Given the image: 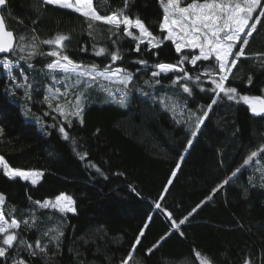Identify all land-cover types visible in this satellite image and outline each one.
Masks as SVG:
<instances>
[{
  "label": "trees",
  "instance_id": "obj_1",
  "mask_svg": "<svg viewBox=\"0 0 264 264\" xmlns=\"http://www.w3.org/2000/svg\"><path fill=\"white\" fill-rule=\"evenodd\" d=\"M94 7L106 15L123 7V0H94ZM126 11L133 18H141L154 34L164 35L159 30L162 10L158 0H130ZM2 14L8 28L17 35L30 34L32 29L41 39L58 32L70 35L66 54L78 63H95L103 69L111 63L110 57L94 55L93 44L97 49L107 47L115 51L118 48L123 59L113 67H126L135 73L124 107L95 88L87 94L83 125L78 120H74L71 128L65 125L75 145L71 139L64 140L57 130L62 120L59 117L53 120L56 113L43 115L49 111L41 103L45 88L63 89L62 85L53 84L46 68L55 58L37 55L29 61L33 68L18 61L19 67L13 69L14 74L22 70L32 85V100L27 104L30 112H26L24 90L16 89L15 94L6 91L7 75L0 74V126L4 127L0 155L13 168L44 172L40 182L33 186L19 178L8 179L0 169V193L6 196L3 207L6 213L11 212L20 220L35 211L39 217L37 226L27 229L22 225L20 229L29 242L34 243L38 236L46 241L42 233L49 228L62 230L59 249L49 246L55 255L48 264H120L145 222L150 226L135 253L143 264H199L195 250L208 256L214 264H243L246 257H251L253 264H261L264 260V181L257 171L260 166L254 159L251 166L242 168L227 184L223 181L232 176L251 151H259L264 146V118L252 115L242 102L237 104L223 98L193 137L195 117L189 120L187 109L178 110L174 117L154 97H172L177 104L187 101L188 108L202 115L200 106L206 109L213 94L201 92L189 82L194 93L189 97L171 86L170 81L177 73L162 75L160 85L149 87L144 81L152 80L153 69H143L133 63L140 58L148 60L149 65L174 63L179 57L171 41H165L152 52L141 45V51L136 52L133 50L136 42L123 37L122 31L123 38L116 45L109 38L111 33L106 25L98 23L93 36H89L84 17L55 6L40 9L39 0H7ZM40 47L44 53L50 50L48 45ZM81 48L87 50L81 51ZM246 53L249 56L264 53V24L253 34ZM10 59L17 61V57ZM206 63L198 62L199 68L185 63L184 68L195 75ZM137 68L141 71L137 72ZM249 75L252 76L250 85ZM229 84L241 94L264 95L261 61L241 58ZM202 85L211 87L206 81ZM37 116L41 117L39 122ZM177 120L183 122L177 123ZM54 123L57 127H50ZM189 139L193 141L190 146ZM84 152L87 157L82 160L78 153ZM259 158L264 163V155ZM90 162L103 175L89 167ZM178 162L180 167L176 169ZM173 169H176L175 177L171 175ZM221 184L223 187L218 188ZM165 185H168L166 192ZM216 188L218 191L213 193ZM61 193L73 198L75 214L61 216L50 209H39L29 200L31 197L32 201H43ZM202 201L205 203L181 225L183 235L171 229V221L162 210L155 208L159 202L178 222ZM166 234L170 235L161 246L146 254ZM29 264H45V261L42 257H33Z\"/></svg>",
  "mask_w": 264,
  "mask_h": 264
},
{
  "label": "snow or ice",
  "instance_id": "obj_2",
  "mask_svg": "<svg viewBox=\"0 0 264 264\" xmlns=\"http://www.w3.org/2000/svg\"><path fill=\"white\" fill-rule=\"evenodd\" d=\"M158 3L162 10V19L159 22V30L164 34L162 36L150 31L149 27L138 16L135 18L129 16L126 9L130 6V0H123V7L116 8L106 15L100 14L94 7V0H39V8L43 9L46 5L55 6L59 9L78 13L85 18L89 36H93L98 23L106 25L109 27L111 33L109 38L114 45L123 37L131 38L136 42L133 49L136 52L141 51V45H145L147 51L152 52L153 49L160 48L165 41H171L179 57L174 63L159 62L149 65L148 60L143 58L134 60L133 63L140 65L143 69L148 67L153 69L151 71L152 80L144 81V84L149 87L160 85L161 79L159 77L162 75L177 73L170 84L181 89L189 97L194 95L189 82L195 84L201 92L213 94L206 109L203 105L200 106L202 115H197L191 108H188L187 101L183 104H177L172 97H154L167 110L171 111L174 117L178 110L184 112L185 109H187L189 120L195 117L196 130L191 133L193 137L198 135L197 130L201 129L214 106L223 98L237 104L242 102L247 105L252 115L264 118V95L241 94L237 87L229 84L234 75V69L237 68L241 58L259 60L261 66L264 67V53H253L251 56L246 53V47L249 45L253 34L258 31L260 25L264 24V0H158ZM6 6L7 0H0V54H3L0 64H2L9 81L6 91H12L15 94L16 89L24 90L26 112L31 111L27 104L32 100L30 91L32 85L22 70L18 74H14L13 69L19 67L18 61H24L28 68H33V64L29 61L37 55L55 58L47 63L46 68L53 84L62 85L63 91L61 88L46 87L41 103L46 104L49 109L43 113L44 116L56 113L57 115L52 117L53 120L56 121L57 117L62 120L58 127L55 123L50 127H57L64 140L71 139L75 145L76 141L70 137L65 125L67 128H71L74 120H78L83 125L86 101L89 98L87 94L93 88L104 92L112 102L122 107L126 106L131 91L129 86L132 84L135 73L126 67H113L117 61L123 59L118 48L115 51H110L107 47L97 49L93 44L94 55L110 57L111 63L105 65L103 69L95 63H78L66 54V42L71 39L70 35L58 32L49 38L41 39L35 29H32L30 34L21 33L17 35L14 30L8 28L6 17L2 14L3 8ZM133 29L136 31L134 32ZM121 31L123 37L120 35ZM42 44L50 46L47 53L42 51L40 47ZM86 50V48H81V51ZM152 54L156 55L157 53L153 52ZM10 57H17V61H13ZM198 62H207L203 64L202 70L198 74L192 75L185 70V63L191 64L194 68H199ZM141 68H137L136 71H141ZM55 72L62 75H52ZM21 79L23 83L20 82ZM202 81H206L211 87H203ZM247 82L249 85L252 83L251 75L248 76ZM113 84L116 85L115 89L110 87ZM261 93H264V88L261 89ZM145 95L149 94L145 93ZM36 119L39 122L41 117L37 116ZM181 122L183 121L177 120V123ZM3 135L4 127L0 126V136ZM192 143L193 141L189 139L188 145L190 146ZM78 155L82 160L87 157L86 152L78 153ZM261 155H264V146L259 151H251L243 159L241 166L232 173V176L224 180L223 184H227L242 168L251 166L254 159L255 164L260 166L257 171L261 172V179L264 181V163L259 158ZM89 167L95 168L97 173L103 175L101 169L95 164L90 162ZM179 167L178 162L176 169ZM0 168L3 170V175L8 179L19 178L21 181L30 182L33 186H36L44 175L42 170L13 168L7 163L3 155H0ZM176 169H173L172 177H175ZM251 181L252 177L250 176L249 182L251 183ZM171 183L172 179L170 178L168 184ZM223 184L219 185L218 188L223 187ZM218 188L213 189V193L217 192ZM167 190L168 185H165L164 191ZM160 199H164V196L161 195ZM207 199H211V196ZM29 200L37 208L50 209L60 213L61 216L76 212L75 201L65 193L56 195L54 200L32 201L31 197ZM5 202V194L0 193V264H29V260L33 257H42L45 264H48L55 255L54 252L49 251V246L59 249L60 240L63 236L62 230L59 227L49 228L42 233L46 241L38 236L34 243L29 242L21 235L20 229L22 225L27 229L36 227L39 217L33 210L27 219L20 220L11 212H5L3 207ZM203 203L205 202L202 201L201 204L194 207L187 216L180 218L178 222L173 218L171 212L162 209L159 202L155 203V208L162 210L171 221V229L180 231L181 225H184L188 217L195 213ZM148 219L150 221L152 217L149 216ZM149 226L148 222L144 223L130 250L120 260V264H143L142 260L136 258L135 253L138 251V246L141 245L142 237L146 234V229ZM168 235L170 234L160 237V240L146 250V254H151L159 248L161 242ZM180 235H183L182 231H180ZM195 257L199 264H214L208 256L199 250H195ZM243 264H253V260L251 257H246ZM261 264H264V260L261 261Z\"/></svg>",
  "mask_w": 264,
  "mask_h": 264
},
{
  "label": "rangeland",
  "instance_id": "obj_3",
  "mask_svg": "<svg viewBox=\"0 0 264 264\" xmlns=\"http://www.w3.org/2000/svg\"><path fill=\"white\" fill-rule=\"evenodd\" d=\"M3 58L2 57H0V60H2ZM3 73H5L6 74V72L3 70V66H2V64H0V74H3ZM7 75V74H6ZM56 86H58V85H60V84H55ZM114 85V84H113ZM114 86H116V85H114ZM62 91H63V89H62ZM0 169H2V168H0ZM47 199H49V200H54L55 199V196L54 197H50V198H47Z\"/></svg>",
  "mask_w": 264,
  "mask_h": 264
},
{
  "label": "water",
  "instance_id": "obj_4",
  "mask_svg": "<svg viewBox=\"0 0 264 264\" xmlns=\"http://www.w3.org/2000/svg\"><path fill=\"white\" fill-rule=\"evenodd\" d=\"M6 7H4L3 9H5ZM0 57H3V54H0Z\"/></svg>",
  "mask_w": 264,
  "mask_h": 264
}]
</instances>
